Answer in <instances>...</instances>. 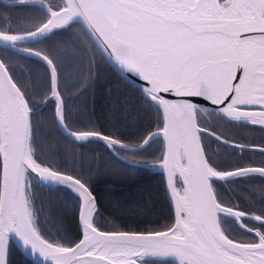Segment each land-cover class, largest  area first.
I'll list each match as a JSON object with an SVG mask.
<instances>
[{"label": "snow or ice", "instance_id": "snow-or-ice-1", "mask_svg": "<svg viewBox=\"0 0 264 264\" xmlns=\"http://www.w3.org/2000/svg\"><path fill=\"white\" fill-rule=\"evenodd\" d=\"M16 5L35 12L0 24V264H13L17 247L35 264H264V183L259 206L232 197L264 182V0ZM17 57L42 71L14 73ZM105 68L124 87L107 89L98 108L89 97ZM42 126L94 160L159 169L172 222L141 231L109 220L83 154L57 158ZM229 127L262 137L236 139ZM38 188L72 194L71 231L63 219L47 228L60 213L45 209ZM151 198L141 191L125 203Z\"/></svg>", "mask_w": 264, "mask_h": 264}, {"label": "trees", "instance_id": "trees-1", "mask_svg": "<svg viewBox=\"0 0 264 264\" xmlns=\"http://www.w3.org/2000/svg\"><path fill=\"white\" fill-rule=\"evenodd\" d=\"M34 12L35 10L27 5L11 6L0 1V24L5 22V18L24 22ZM12 55L15 56L16 54L13 53ZM16 59V67L13 68L14 73H19L28 78L33 76L37 70L42 71V68L34 61H27L23 57H17ZM117 80L118 77L115 73L106 68L102 69L99 85L90 95L89 103L94 104L98 108H106V97L111 98L106 90L110 89L117 94H119L118 90H123L124 85L117 83ZM100 89L103 90L100 91ZM111 117L112 113L108 111L102 112L101 122H106L111 126ZM123 130L131 131L132 129H126L122 126ZM226 134L236 139L246 138L249 141L255 140L256 142H259L262 137L258 127H229ZM41 136L45 143H51L52 148L50 151L57 158L63 157L66 148L77 154H83V163L85 166H91L92 168V179L95 182V190L99 202L104 208H108L105 215L109 220L114 221L116 225L125 229L143 231L145 228L158 227L172 222V213L163 194L160 171L148 170L146 173H140L126 167L123 162L107 157L103 153H98L97 158L94 160L89 149L72 147L54 128L42 126ZM261 183L264 182L256 178L252 184L241 185V189L247 188L249 191L233 192L232 197L241 204L248 200L259 206V188ZM253 189L257 192L256 196L251 195V190ZM37 191L42 197L43 206L46 210L49 205H53L60 213L59 216H51L47 223V228L54 232L57 223L63 219L64 227L71 231L78 223L73 218L74 197L72 194L67 190L49 192L47 189L38 188ZM141 191L152 194L147 206L144 204L127 205L125 203L127 198ZM13 264H35V262L28 259L16 248Z\"/></svg>", "mask_w": 264, "mask_h": 264}, {"label": "water", "instance_id": "water-1", "mask_svg": "<svg viewBox=\"0 0 264 264\" xmlns=\"http://www.w3.org/2000/svg\"><path fill=\"white\" fill-rule=\"evenodd\" d=\"M1 2L5 3V4H8V5H12L14 4L15 0H0ZM155 171H159V169H156ZM17 249H19V247H17ZM19 251L25 255L28 259H30L31 261L35 262L34 258L31 257V256H27L26 254H24L20 249Z\"/></svg>", "mask_w": 264, "mask_h": 264}, {"label": "rangeland", "instance_id": "rangeland-1", "mask_svg": "<svg viewBox=\"0 0 264 264\" xmlns=\"http://www.w3.org/2000/svg\"><path fill=\"white\" fill-rule=\"evenodd\" d=\"M112 174H113V173H112ZM112 174H111V175H112Z\"/></svg>", "mask_w": 264, "mask_h": 264}]
</instances>
